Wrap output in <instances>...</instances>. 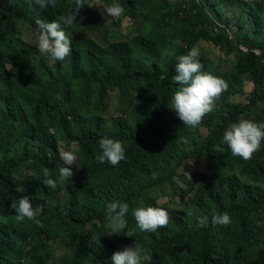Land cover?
<instances>
[{
	"label": "trees",
	"instance_id": "16d2710c",
	"mask_svg": "<svg viewBox=\"0 0 264 264\" xmlns=\"http://www.w3.org/2000/svg\"><path fill=\"white\" fill-rule=\"evenodd\" d=\"M228 1L238 10L235 24L222 9ZM115 2L125 9L116 25L129 18L132 34L108 41L105 16L95 6H83L65 28L72 53L51 61L20 32L4 27L14 20L34 30L37 19L59 21L73 0H56L47 10L35 5L30 10L24 0H0V264H56L58 246L70 250L65 264H112L114 252L135 244L152 256L150 264H264V142L248 161L233 156L223 142L230 124L264 119V0L251 7L231 0ZM94 31L100 39L90 35ZM202 41L229 57L218 62L204 52L198 57L202 71L228 82L223 102L196 128L178 117L170 124L165 116L179 87L172 79L177 57ZM229 60L231 68L223 70ZM247 83L253 86L247 103L233 102ZM113 91L120 106L108 117ZM126 101L129 108L121 111ZM193 129L206 132L201 141L192 140ZM105 134L126 148L117 166L95 159ZM60 150L77 156L69 182H59V167H67ZM202 158L209 170L202 182L187 184L191 204L195 211L205 210L209 221L213 212L229 213L230 225L209 223L189 231L187 210L144 204L166 209L168 226L156 232L136 229L134 237L112 234L114 242L102 235L109 230L107 203H127L128 228L134 229L132 210L146 194L171 182L189 160ZM45 167L47 178L58 181L55 189L43 184ZM22 196L43 228L15 220L10 204ZM94 237L102 240L99 245Z\"/></svg>",
	"mask_w": 264,
	"mask_h": 264
},
{
	"label": "clouds",
	"instance_id": "9594fccd",
	"mask_svg": "<svg viewBox=\"0 0 264 264\" xmlns=\"http://www.w3.org/2000/svg\"><path fill=\"white\" fill-rule=\"evenodd\" d=\"M31 10L38 6L41 10L55 7L56 0H24ZM183 2V1H182ZM83 6H95L101 11V15H107L110 20L119 19L125 13L124 7L114 2L104 4L102 0H73L68 14L60 17V20L47 22L37 19L36 28L33 30L35 46L38 52L51 61H63L72 53V39L66 34L65 28L76 22V17ZM83 19V18H81ZM199 50L193 47L187 54L179 55L175 64V75L173 81L179 85L172 95L171 109H174L183 125L196 128L201 124L205 115L216 109V102L228 89V82L222 77L215 76L210 72L202 71V65L198 60ZM138 103V102H137ZM223 142L231 150L233 156H238L245 161L252 158L258 152L264 142V122H256L250 119L241 118L237 123H232L223 133ZM100 149L95 159L100 163L107 162L111 166H117L126 158V148L121 140L110 138L107 134L98 140ZM59 159L63 165L58 169L59 182H69L74 175L71 166L76 165L77 156L74 150H60ZM44 177H50V170L42 169ZM43 184L55 189L58 185L57 179L47 178ZM24 191L23 189H21ZM15 211V220L23 222L32 221L37 227L44 225L37 218V211L33 208L27 196H22L18 201L10 204ZM108 220L109 235L124 232L127 237H134L136 229L141 232H156L160 228L168 226L170 221L169 213L162 207L140 206L132 210V216L136 228L129 229L126 216L129 212V205L125 202L113 201L105 206ZM199 227L228 226L232 218L227 212L211 214L197 218ZM125 229H128L125 231ZM152 256L144 251L139 245L125 246L122 250L116 251L111 256L112 264H150Z\"/></svg>",
	"mask_w": 264,
	"mask_h": 264
},
{
	"label": "rangeland",
	"instance_id": "374dc122",
	"mask_svg": "<svg viewBox=\"0 0 264 264\" xmlns=\"http://www.w3.org/2000/svg\"><path fill=\"white\" fill-rule=\"evenodd\" d=\"M174 1V0H173ZM233 2H236L237 5H249L255 6V4L258 1L261 0H231ZM232 2H225L224 5H222V9H224L226 16L229 17L233 24L237 21V13L238 10L236 8H230V5ZM98 13L101 15V11L95 8ZM233 9V10H232ZM106 18V24L109 25L108 32H109V39L108 41L113 40H121L127 38L130 34L134 31L133 21L129 18H124L121 20L120 24L116 25L115 20H110L107 15H104ZM5 30L7 32H13L18 33L20 32L22 35V38L25 40H28L30 44H32L35 48V38L33 35V29L30 28L28 25H22L19 22H16L14 20L9 21L5 25ZM230 30L233 32L234 27H229ZM91 36H95L96 38L100 39L97 32H91ZM200 53L204 52L209 58L214 59L216 62L220 61L221 59H228L229 57L217 46H214L210 43H207L205 41H202L200 44L196 47ZM37 49V48H36ZM38 50V49H37ZM231 68V60L227 62L222 63V69L223 70H229ZM253 86L249 83L246 85L245 93L242 95H237L232 97V101L239 104H245L248 101L249 94L252 91ZM223 96L219 98L216 102V107L218 104L223 102ZM107 103L109 106L108 109V117L116 115L117 110H115V107L117 104L120 106V102L118 100V93L116 91L110 92L108 94ZM128 101L123 103L121 105V111L128 109L127 106ZM167 109V113L165 116V121L168 123H172L178 116L174 109L170 108ZM119 111V110H118ZM250 120H254L256 122H264V119H258L256 117L251 118ZM206 132L204 130H196L193 129L191 132L192 140L199 142L204 138V135ZM208 166L206 159L202 158L200 159V163L196 160H189L178 172V175L169 183L159 187L155 188L152 191L148 192L146 196L144 197V201H141L139 203V207L143 206L144 204H156V205H166L169 206V208H176V209H185L186 211V217L188 221V230L189 231H196L199 229L197 218L200 216H204L206 214L205 210L195 211L194 207L191 204V193L187 191V184H190L192 182H202L203 176H206L208 173ZM186 191V192H185ZM185 192V193H184ZM184 194V195H183ZM173 200L174 203L170 204V201ZM108 229H103L101 231L102 235L106 238L114 242L113 235L108 234ZM102 240L94 237L93 238V244L99 245ZM70 250L67 247H57L54 250V256L52 257L53 261L56 262V264H65L66 261L70 260Z\"/></svg>",
	"mask_w": 264,
	"mask_h": 264
},
{
	"label": "built area",
	"instance_id": "2783aa9c",
	"mask_svg": "<svg viewBox=\"0 0 264 264\" xmlns=\"http://www.w3.org/2000/svg\"><path fill=\"white\" fill-rule=\"evenodd\" d=\"M180 1H185V0H180Z\"/></svg>",
	"mask_w": 264,
	"mask_h": 264
}]
</instances>
